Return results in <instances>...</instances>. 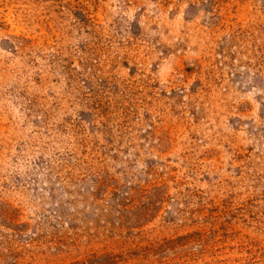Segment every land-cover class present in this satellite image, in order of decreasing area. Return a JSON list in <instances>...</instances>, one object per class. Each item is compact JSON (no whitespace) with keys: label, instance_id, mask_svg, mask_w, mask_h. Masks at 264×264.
Wrapping results in <instances>:
<instances>
[{"label":"rangeland","instance_id":"374dc122","mask_svg":"<svg viewBox=\"0 0 264 264\" xmlns=\"http://www.w3.org/2000/svg\"><path fill=\"white\" fill-rule=\"evenodd\" d=\"M92 259L264 264V0H0V264Z\"/></svg>","mask_w":264,"mask_h":264},{"label":"trees","instance_id":"16d2710c","mask_svg":"<svg viewBox=\"0 0 264 264\" xmlns=\"http://www.w3.org/2000/svg\"><path fill=\"white\" fill-rule=\"evenodd\" d=\"M145 217H146V214H145ZM91 262H94L93 261V259L92 260H86V261H83V262H81L80 264H93V263H91ZM97 264H102V263H97Z\"/></svg>","mask_w":264,"mask_h":264}]
</instances>
